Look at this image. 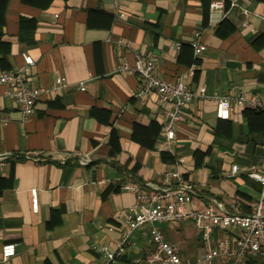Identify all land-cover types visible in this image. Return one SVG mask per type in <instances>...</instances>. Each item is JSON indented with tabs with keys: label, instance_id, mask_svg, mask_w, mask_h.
I'll use <instances>...</instances> for the list:
<instances>
[{
	"label": "crops",
	"instance_id": "crops-1",
	"mask_svg": "<svg viewBox=\"0 0 264 264\" xmlns=\"http://www.w3.org/2000/svg\"><path fill=\"white\" fill-rule=\"evenodd\" d=\"M233 1L123 0V19L115 17L114 0L8 1L0 12V75L23 67L27 54L35 85L51 87L64 76L70 86L41 99L26 120L0 84V264H104L98 249H117L136 202L133 188L165 187L177 162L160 148L172 104L161 105L156 94L133 97L138 76L114 72L133 64L136 51L152 56L165 80L264 100V0L249 6V27L241 10L248 6ZM215 2L225 8L213 10ZM196 41L207 48L199 56ZM248 109L235 105L221 119L211 100L186 108L175 142L185 159L182 180L194 192L189 209L249 215L261 200V185L247 174L253 166L264 171V115ZM156 226L192 263L232 236L215 230L208 246L191 220ZM151 232H136L115 264L149 258ZM8 244L17 253L4 261ZM244 264H264V256Z\"/></svg>",
	"mask_w": 264,
	"mask_h": 264
},
{
	"label": "built area",
	"instance_id": "built-area-1",
	"mask_svg": "<svg viewBox=\"0 0 264 264\" xmlns=\"http://www.w3.org/2000/svg\"><path fill=\"white\" fill-rule=\"evenodd\" d=\"M122 1L114 0V11L117 19H123ZM239 1L248 7H241L246 18L245 27H249L251 11L249 6L253 0H235L232 6H239ZM213 10H223L225 2H215L211 5ZM199 39L200 33L196 34ZM196 54L199 56L207 50L205 45L194 42ZM180 48V45H177ZM134 63L128 62L117 65L115 73L133 74L140 80V89L132 93L133 97H145L156 94L161 105L172 104V108L164 114L162 129V141L160 148L176 157V169L165 175V187L144 188L137 185L133 188L136 194V202L128 208L125 214V229L121 241L114 252L106 247L98 250L103 255L104 264H115L122 257L136 232L146 226H152V243L155 251L146 260L137 259L133 264H214L219 260L221 264H244L249 258L264 256V171L256 166L250 168L248 177L258 182L262 187V198L254 206L249 215L226 214L218 215L211 209L191 210L194 192L190 185L182 180L180 168L185 159L177 154L176 128L184 119L186 108L197 100H211L218 106V117L229 119L232 108L237 105L243 108L264 110V100L260 96H250L245 93L237 94H209L206 88L193 90L183 81H168L158 75L156 60L139 51L134 53ZM23 67L3 72L0 75V84L6 86L5 94L17 102L24 118L27 120L36 113L38 102L44 97L51 98L70 86L64 76L56 78L51 87L38 86L32 82V68L35 60L30 55H24ZM81 90L85 91V83H81ZM7 122H4L6 125ZM89 159L82 158L81 164L88 165ZM236 167L229 177H234ZM32 205L34 212L39 211L38 192H32ZM191 220L196 228L203 234V240L210 246L215 230L232 232V236H225L217 240V246L211 248L205 257L198 259L196 263L184 260L180 256L179 249L167 242L160 229L159 223L180 224ZM17 253L15 244L5 245L3 248V260L8 261Z\"/></svg>",
	"mask_w": 264,
	"mask_h": 264
},
{
	"label": "trees",
	"instance_id": "trees-1",
	"mask_svg": "<svg viewBox=\"0 0 264 264\" xmlns=\"http://www.w3.org/2000/svg\"><path fill=\"white\" fill-rule=\"evenodd\" d=\"M8 1L9 0H0V12H3V11H5L6 10V8H7V5H8ZM25 23H29V24H31V23H33L32 21H23V23H22V25L23 24H25ZM1 36H2V33L0 32V38H1ZM246 112H248V113H253V114H256V115H264V112L263 111H256V110H253V109H248V110H246Z\"/></svg>",
	"mask_w": 264,
	"mask_h": 264
}]
</instances>
